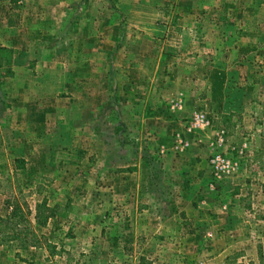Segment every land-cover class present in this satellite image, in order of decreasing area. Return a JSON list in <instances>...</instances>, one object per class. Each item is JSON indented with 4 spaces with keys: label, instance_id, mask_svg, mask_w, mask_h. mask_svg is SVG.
Here are the masks:
<instances>
[{
    "label": "rangeland",
    "instance_id": "rangeland-1",
    "mask_svg": "<svg viewBox=\"0 0 264 264\" xmlns=\"http://www.w3.org/2000/svg\"><path fill=\"white\" fill-rule=\"evenodd\" d=\"M202 138L208 176L182 183L163 154ZM17 185L55 219L30 220L41 251L0 244V264H98L73 228L118 212L146 224L118 236L132 253L156 239L171 264H264V0H0V212Z\"/></svg>",
    "mask_w": 264,
    "mask_h": 264
},
{
    "label": "crops",
    "instance_id": "crops-1",
    "mask_svg": "<svg viewBox=\"0 0 264 264\" xmlns=\"http://www.w3.org/2000/svg\"><path fill=\"white\" fill-rule=\"evenodd\" d=\"M211 95L207 99V102L210 105H214L213 103L214 100L216 102L219 101L217 107L219 109L221 108V112L225 113L226 114L225 116H228L229 114H231V116H234V115L237 116L238 119L235 120V124L240 123L242 116L241 114H239V112L244 111L245 109L244 106L239 107L240 104L237 105L236 103L230 102V100H223L221 98L220 100H218L217 97L213 95L211 96ZM234 112L235 114H233ZM231 120H233V117H231ZM198 140L199 141L197 143L195 142L191 143V145L194 144L192 145V150L190 152L187 151L182 156L180 155V157L177 158V162H174L172 160L171 157L173 158L175 157L173 156L172 152L170 153L167 152L163 154V159L165 161V168L171 171L170 172L171 176L174 174V172L180 171L178 172V174H179V178L181 177L183 179L182 183L183 182L187 183V180L189 181V178L191 177V174L193 173L196 175L197 179L200 177L201 180L203 177L208 176L207 175L208 165L206 164L205 159H202L201 161H199L200 159L197 158L198 155L204 156V149L206 150L207 147L205 148L203 143H206V141L204 142L203 138L198 139ZM200 145H203L204 149L200 148ZM189 149H191V146ZM93 215L94 214H92V219L94 218ZM107 215L110 216V213ZM119 215L122 217L123 214L118 212L116 213V216H112V217L104 216L105 219H109V220L108 222H104L102 228H99V230L96 226L93 225L92 222L90 223V225L85 224L84 226H82L81 224L73 228V229H77L78 231L82 230L81 233H77V237L73 238V240L75 241L81 240V243H84V241L85 243L89 242V245L94 252V253L91 252L92 254L88 253L86 255H84L83 253L81 254V257L83 258L86 257L87 263L89 262V260H91V263L94 262L98 264H105V263L106 264H112V263L114 264H171L169 258L166 259L165 256L161 255V251H164V248L161 243L162 241H157L156 239H153L152 242L154 243V245H151L153 248H149L148 253L143 252L142 250L139 251V247H135V246L133 250L134 252L132 253L131 252L132 248L128 247L125 242H121V237L124 238L126 242L129 241L130 239L131 242L129 241V243H133V245H136V242H132V238H133L132 236H129V238L123 237L122 236L124 234L123 229H127V231L130 230L131 233L132 231L137 232L139 227L143 228V230H146V227H145L146 224L145 222H142V221L138 223V220L136 221L132 220V222L130 223V226L133 225V227H131L130 229H128L127 227H121L120 217H118ZM113 217L118 221L112 222ZM132 217H134L133 213H131V218ZM52 219H55V217L50 218L49 221L47 222V225H50V221ZM75 219L77 220L76 217ZM164 225L170 227V223H165ZM56 228H58L57 224L55 225V228H53L54 229L52 231L53 233H55V230L56 231L58 230ZM70 231H72V229ZM130 232H126V233H130ZM101 233H103L102 238H100ZM126 235H129V234H126ZM85 236L88 239H85ZM118 236H121V237L119 238ZM119 240L120 242H118ZM69 243H71L70 245H72L71 247L72 250L80 249V245H77L75 248L74 241H71ZM97 243H104L103 245H106L108 247L107 250L102 251L101 247L97 248L96 246ZM158 243H161L160 249L157 248V246H159ZM110 247H112V249L115 250V254H113V250H111ZM40 249H41L40 247H30L29 250H33V252H30V254H37L38 251H41ZM134 253H135V256H134ZM130 254L131 255L133 254V256H131ZM77 255H80V254L77 253ZM131 259H134L135 261H131ZM29 261L30 262L35 261V263L39 262V260H33L31 258L29 259Z\"/></svg>",
    "mask_w": 264,
    "mask_h": 264
},
{
    "label": "trees",
    "instance_id": "trees-1",
    "mask_svg": "<svg viewBox=\"0 0 264 264\" xmlns=\"http://www.w3.org/2000/svg\"><path fill=\"white\" fill-rule=\"evenodd\" d=\"M15 190V194L8 192L3 200V210L0 212V244L18 246L22 250L47 244L46 237L31 226L30 220L36 226L44 227L55 216V206H49L44 199L35 202L31 207L18 185Z\"/></svg>",
    "mask_w": 264,
    "mask_h": 264
},
{
    "label": "built area",
    "instance_id": "built-area-1",
    "mask_svg": "<svg viewBox=\"0 0 264 264\" xmlns=\"http://www.w3.org/2000/svg\"><path fill=\"white\" fill-rule=\"evenodd\" d=\"M209 121L206 120V118L203 116L202 113L197 114L193 118V125L194 126H204L208 125ZM225 131L221 129L220 131L216 132V147H219L222 144V141L224 139ZM221 150H216V154L213 156L211 163L213 164V167L215 168V171L213 172V177L215 179L219 178L222 174L221 172L229 171V168L231 167V163L229 160H225L224 157L221 156Z\"/></svg>",
    "mask_w": 264,
    "mask_h": 264
}]
</instances>
